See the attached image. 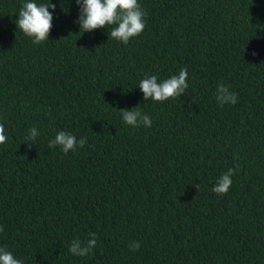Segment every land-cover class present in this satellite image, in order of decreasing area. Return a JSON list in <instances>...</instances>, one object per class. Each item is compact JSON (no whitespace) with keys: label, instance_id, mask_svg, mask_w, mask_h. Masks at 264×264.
Segmentation results:
<instances>
[{"label":"trees","instance_id":"16d2710c","mask_svg":"<svg viewBox=\"0 0 264 264\" xmlns=\"http://www.w3.org/2000/svg\"><path fill=\"white\" fill-rule=\"evenodd\" d=\"M26 2L55 5L41 44L17 27ZM138 3L146 27L125 45L117 25L83 33L77 0H0V248L23 264H264V0ZM184 68L182 96L144 100L142 79ZM138 106L151 127L124 123ZM59 131L87 143L50 148Z\"/></svg>","mask_w":264,"mask_h":264},{"label":"clouds","instance_id":"9594fccd","mask_svg":"<svg viewBox=\"0 0 264 264\" xmlns=\"http://www.w3.org/2000/svg\"><path fill=\"white\" fill-rule=\"evenodd\" d=\"M82 5V14L79 19L81 31L92 32L97 29H103L110 25H117L110 31V38L123 42L127 45L130 39L138 37L143 33L146 25L144 22L145 12L142 10L138 0H77ZM55 10V5L41 4L35 2H26L19 12V19L16 21L17 27L27 37L33 38V42L41 44L49 40V34L52 29L53 16L49 9ZM188 71L186 68L181 69L178 75L158 83L156 75H151L139 82V88L144 94V100L150 99L156 102H164L177 96H182L188 88ZM217 101L221 106L224 104L235 105L238 102L237 94L230 92L229 88L223 84L217 87ZM140 106L135 109L119 111L125 124L132 127H151V117L143 114ZM39 135L35 127L29 130L27 143L29 147L34 145V141ZM7 142L5 127L0 123V145ZM87 143L86 138H77L64 131H59L49 143L50 148L60 146L64 153L75 151L77 145L83 147ZM234 170L229 169L218 180L212 191L218 195H225L229 192L233 184L232 176ZM198 190V187H197ZM4 228L0 226V232ZM89 239L81 241L75 239L71 242L69 252L75 256H87L97 244V238L94 233L89 234ZM132 250H139L140 243L135 242L130 246ZM0 264H23V261L14 257V255L4 248H0Z\"/></svg>","mask_w":264,"mask_h":264}]
</instances>
